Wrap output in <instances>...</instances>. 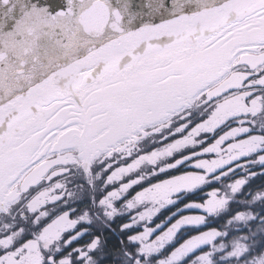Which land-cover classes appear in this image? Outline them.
Instances as JSON below:
<instances>
[{"label": "snow or ice", "instance_id": "obj_1", "mask_svg": "<svg viewBox=\"0 0 264 264\" xmlns=\"http://www.w3.org/2000/svg\"><path fill=\"white\" fill-rule=\"evenodd\" d=\"M0 264H264V0H0Z\"/></svg>", "mask_w": 264, "mask_h": 264}, {"label": "flooded vegetation", "instance_id": "obj_2", "mask_svg": "<svg viewBox=\"0 0 264 264\" xmlns=\"http://www.w3.org/2000/svg\"><path fill=\"white\" fill-rule=\"evenodd\" d=\"M165 178H167V177H165ZM198 195L194 196L193 199H197L198 200V198H197ZM191 211L194 212L195 210H191ZM186 214H188V213H186ZM196 234L197 233L194 230L182 229L181 232L177 234V238L174 241V244H176L178 246L179 243H183L184 240H186V239L190 238V236L196 235ZM169 247H171V246H169Z\"/></svg>", "mask_w": 264, "mask_h": 264}, {"label": "rangeland", "instance_id": "obj_3", "mask_svg": "<svg viewBox=\"0 0 264 264\" xmlns=\"http://www.w3.org/2000/svg\"><path fill=\"white\" fill-rule=\"evenodd\" d=\"M203 195H204V193H200V194L197 196L198 200L201 199Z\"/></svg>", "mask_w": 264, "mask_h": 264}, {"label": "water", "instance_id": "obj_4", "mask_svg": "<svg viewBox=\"0 0 264 264\" xmlns=\"http://www.w3.org/2000/svg\"><path fill=\"white\" fill-rule=\"evenodd\" d=\"M138 2H139V0H138Z\"/></svg>", "mask_w": 264, "mask_h": 264}]
</instances>
